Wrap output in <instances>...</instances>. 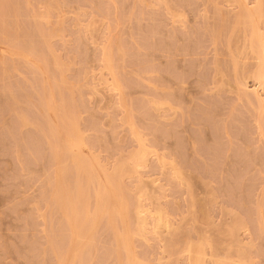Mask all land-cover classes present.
I'll list each match as a JSON object with an SVG mask.
<instances>
[{
    "label": "rangeland",
    "instance_id": "1",
    "mask_svg": "<svg viewBox=\"0 0 264 264\" xmlns=\"http://www.w3.org/2000/svg\"><path fill=\"white\" fill-rule=\"evenodd\" d=\"M0 264H264V0H0Z\"/></svg>",
    "mask_w": 264,
    "mask_h": 264
},
{
    "label": "bare ground",
    "instance_id": "2",
    "mask_svg": "<svg viewBox=\"0 0 264 264\" xmlns=\"http://www.w3.org/2000/svg\"><path fill=\"white\" fill-rule=\"evenodd\" d=\"M263 73V72H262ZM126 239V238H125ZM125 241H127V239L125 240Z\"/></svg>",
    "mask_w": 264,
    "mask_h": 264
}]
</instances>
